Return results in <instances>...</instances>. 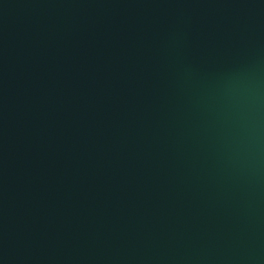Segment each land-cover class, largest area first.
Masks as SVG:
<instances>
[{
    "label": "water",
    "instance_id": "obj_1",
    "mask_svg": "<svg viewBox=\"0 0 264 264\" xmlns=\"http://www.w3.org/2000/svg\"><path fill=\"white\" fill-rule=\"evenodd\" d=\"M0 264H264V0H0Z\"/></svg>",
    "mask_w": 264,
    "mask_h": 264
}]
</instances>
